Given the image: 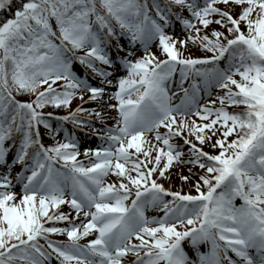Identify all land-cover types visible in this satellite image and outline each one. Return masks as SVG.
Returning <instances> with one entry per match:
<instances>
[{"label": "snow or ice", "instance_id": "1", "mask_svg": "<svg viewBox=\"0 0 264 264\" xmlns=\"http://www.w3.org/2000/svg\"><path fill=\"white\" fill-rule=\"evenodd\" d=\"M0 13L12 15L0 24V264H50L53 256L59 264H264V0H0ZM175 22L184 38L169 34ZM213 24L223 31L208 34ZM189 43L212 55L186 57ZM77 96L97 108L43 111L69 108ZM49 118L91 128L86 134L102 141L84 149L88 166L74 134L44 145L40 126L51 131ZM177 137L187 154L172 143ZM174 162L204 171L198 195L154 178H166ZM16 164L23 171L13 177ZM110 174L118 184L105 183ZM149 208L163 215L148 217Z\"/></svg>", "mask_w": 264, "mask_h": 264}, {"label": "rangeland", "instance_id": "2", "mask_svg": "<svg viewBox=\"0 0 264 264\" xmlns=\"http://www.w3.org/2000/svg\"><path fill=\"white\" fill-rule=\"evenodd\" d=\"M235 11L238 13L239 12V8L235 9ZM12 18V17H10ZM9 18V19H10ZM212 30H221L223 31V29L220 28L219 25H216V24H213L209 27V29L207 30V33L210 34ZM245 31H247L246 27H245ZM169 34H171L172 36L176 37V36H180L181 38H184V36L186 35L185 33H182V30H174V31H171L169 32ZM126 44V43H125ZM137 48H140L139 45L136 46ZM151 51L156 53V55L161 59H165L166 57L161 55L160 53V50L156 47V43L153 42L152 44V47H151ZM181 51L184 52V55L186 57H190V58H199V57H205L207 55H210L212 53H209V52H206L204 51L202 48H200L198 45H195V44H192V43H189L188 44V47H187V50H184V49H181ZM142 48H140L139 51H137V56H140L142 55ZM80 54L82 55L83 52H80ZM73 68L74 70L77 72L78 75H80L81 77L85 76L86 75V72L85 70L81 69L78 65L75 66L73 65ZM120 74H126L124 72H121ZM178 74H179V70L176 71V73L174 74V77H173V81L174 83H171L169 86L171 87L172 85L175 84L176 82V79L178 77ZM236 79H240L239 76H236L234 77ZM91 80V78H90ZM92 83H97L98 81L96 80H91ZM62 82H58V84L56 85L57 87L59 86V84H61ZM44 87H47V86H44ZM43 90V89H42ZM114 89H110V91H113ZM238 89H235L234 88V91H236ZM172 91H174V89H172ZM179 91V89H178ZM220 90L219 89H213L212 90V98H215L217 93L219 92ZM223 94V93H221ZM182 93H180V95H177L175 97H173L172 99V104H177L180 102V99L182 97ZM20 99H22L23 101L25 100H30L32 98V96H28L27 98H21L19 97ZM107 99V98H105ZM85 100L87 101L88 100V95L85 94ZM207 100V97H205L204 100H201V103H205ZM113 103H115V101H112ZM83 104V108L85 109H94V108H97V102H88V103H83L79 98L78 96L76 98H74L72 100V103L71 105L69 106V108H63L62 110L59 111H54L55 114H59V115H64V116H67L70 114V112H73L75 111L78 107H80L81 105ZM219 106V104H217V107ZM230 111H239L237 108H233V109H230ZM104 115L106 117H115L117 115V113L111 109H105L104 110ZM82 116L87 119L88 117V113H83ZM180 119V117H178V120ZM189 119L191 120H196L197 123H203V121H201L198 117H195V116H191L189 117ZM93 121H94V126L95 128L99 129L102 127V125L100 124L99 121H96L95 120V117H93ZM106 123L108 126H113L115 124V120L114 119H107L106 120ZM70 129H73L72 127H70ZM75 129H79L75 126ZM80 130H86L88 131L89 133L92 131L91 128H88V127H85V128H80ZM160 131L163 133L166 131V129L164 128H161ZM67 133L70 135L72 134V130H68ZM185 135H187V132H185ZM149 136H151V134H149ZM65 138V137H64ZM193 143H196L198 147H203L204 148V151L206 152H209L210 154H218V149H214L213 147H211V145L209 144H205V145H199V142L195 140V136H192L191 137ZM83 145L79 146V150L81 152V156L78 157L79 160L83 161L85 163L86 166H88V158L85 157L83 155V152H84V149L85 148H95V147H98V146H95L93 144H84V142H82ZM102 143V141H101ZM172 143L174 144H177L180 146L181 150L187 154L188 151H189V146L188 145H185L184 143V138L183 137H177V138H173L172 140ZM161 146H163L161 144ZM131 151H135L134 149L131 150ZM155 155V153H154ZM14 158V154L13 155H9L7 157L8 159V162L11 163L12 159ZM141 159H143V156L140 157ZM185 159H187V156L185 157ZM19 165L16 164V165H13L12 167V174H13V177H15L16 174L22 172V171H19ZM3 172V170H2ZM0 172V173H2ZM134 174V173H133ZM204 175V171L201 170L197 165H193V164H180L178 162H174L173 163V166L168 170V172L166 173V178H161L159 176H156L154 177L155 179H157V182L158 183H161L163 184L165 187L167 188H170L174 191H181L182 193H184L185 191H189L191 193H197L196 192V189H195V185L196 183L199 181V177ZM187 176L188 177V180L185 181L183 179V177ZM197 180V181H196ZM119 183L118 181V178L115 176V175H112L110 174L108 177L105 178V183L108 184V183ZM126 182V181H125ZM20 187V186H19ZM193 188V190H191ZM16 192L19 194L20 193V188H17L16 187ZM194 191V192H192ZM198 194V193H197ZM235 204L237 206H239V202L238 200L235 201ZM63 211L64 212H69L70 209L67 205H62L61 206ZM55 209H53L54 211ZM146 216L148 217H153V216H162L163 213L162 211L160 210V208H149L146 210ZM74 215V213H73ZM58 227H64L65 225L63 224H60V225H57ZM179 230H183V229H179ZM92 237H89V238H86L85 240L81 241L82 243H87L88 242V239H91ZM51 239H54L56 241H62V242H67V236H63V235H54L51 237ZM41 242H44L43 240H41ZM135 243H138V241H133ZM45 243V242H44Z\"/></svg>", "mask_w": 264, "mask_h": 264}, {"label": "trees", "instance_id": "3", "mask_svg": "<svg viewBox=\"0 0 264 264\" xmlns=\"http://www.w3.org/2000/svg\"><path fill=\"white\" fill-rule=\"evenodd\" d=\"M150 1V0H149ZM18 2H19V0H18ZM25 2H26V0H25ZM10 17H12V15L10 14V13H0V24H2L4 21H6L7 19H9ZM52 24L55 26V20L53 19V21H52ZM28 96H32V95H23V96H18V97H21V98H27ZM32 99H35V96H32ZM48 108H50V105L49 106H47L45 109H48ZM44 109V110H45ZM49 123L51 124V126H52V130L50 131L49 129H45L44 127H43V125H41V127H42V129L44 130V132L46 133V137H49V136H51V134H53V123H52V121H50L49 120ZM47 139H49V138H47ZM10 144L12 143V142H9Z\"/></svg>", "mask_w": 264, "mask_h": 264}]
</instances>
